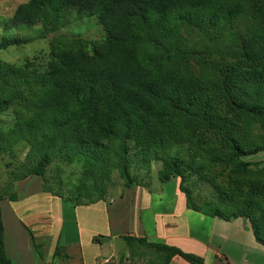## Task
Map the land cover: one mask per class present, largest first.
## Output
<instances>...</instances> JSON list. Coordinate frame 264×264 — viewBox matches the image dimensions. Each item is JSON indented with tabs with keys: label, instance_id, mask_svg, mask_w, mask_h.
Wrapping results in <instances>:
<instances>
[{
	"label": "rangeland",
	"instance_id": "374dc122",
	"mask_svg": "<svg viewBox=\"0 0 264 264\" xmlns=\"http://www.w3.org/2000/svg\"><path fill=\"white\" fill-rule=\"evenodd\" d=\"M29 1L0 0V203L6 226H21L11 219L14 211L26 226L34 223L35 214L26 213V198L17 201L18 184L29 178L42 180L44 191L71 205L110 203L131 189L160 191L175 185L186 199L190 192L193 207L202 212L206 204L225 216L232 214L227 204L235 210L249 206L264 224V162L254 160L264 158V126L234 109L236 102L264 103V79L248 77L264 73V0H239L242 14L224 23L184 19L169 36L142 42L155 65L201 84L204 91L195 104L179 98L168 102L163 136L146 145L121 121L119 136L105 154L78 150L84 163L76 162L67 129L40 124L53 87L47 74L58 52H91L104 43L106 33L96 18L81 20L75 12L53 14L34 27L11 28L16 9ZM230 140L262 145L259 154L238 157L248 164L245 173L233 161ZM44 154L49 165L43 177H34ZM174 161L184 171L183 184L180 178L162 179ZM13 199L17 202H8ZM127 239L116 256L99 264H163L153 250L134 241L138 238ZM35 255H41L40 249Z\"/></svg>",
	"mask_w": 264,
	"mask_h": 264
},
{
	"label": "trees",
	"instance_id": "16d2710c",
	"mask_svg": "<svg viewBox=\"0 0 264 264\" xmlns=\"http://www.w3.org/2000/svg\"><path fill=\"white\" fill-rule=\"evenodd\" d=\"M242 10L239 0L233 4L227 0H30L16 9L9 26L34 27L47 22L53 14L75 12L81 20L96 18L104 29L106 40L100 47L91 52H58L47 74L53 87L45 98L46 112L40 124L51 129H67L71 135L68 146L75 153L76 162L84 163L87 160L78 150L84 148L90 155L105 154L112 140L119 136L121 121H125L142 142L163 136L160 126L166 124L164 115L168 102L179 98L186 104H195L204 91L201 84L176 78L155 65L152 56L141 49L142 42H156L169 36L184 19L205 18L224 23L239 17ZM248 77L252 81L262 80L264 73L254 71ZM234 109L264 126V103L236 102ZM2 111L0 107V114ZM230 145L240 173L246 172L248 164L239 163L238 157L257 155L262 150L261 143L256 142L241 145L230 140ZM66 159L74 158L66 156ZM49 162V155L44 154L34 177H43ZM124 166V177L129 179L127 165ZM166 170L163 181L171 178H180L182 184L186 181L184 171L176 161ZM192 201L191 193L187 192L188 209L206 217L227 222L247 219L256 240L264 246V224L249 206L235 210L233 204H227L232 214L225 216L217 209L212 210L210 204H206L202 212L193 207ZM94 204L97 202H80L72 206ZM134 241L153 250L163 259V264H170L177 257L188 264H205L200 257L178 248L151 244L145 239ZM0 264H13L6 251L1 208Z\"/></svg>",
	"mask_w": 264,
	"mask_h": 264
},
{
	"label": "crops",
	"instance_id": "0c3cea01",
	"mask_svg": "<svg viewBox=\"0 0 264 264\" xmlns=\"http://www.w3.org/2000/svg\"><path fill=\"white\" fill-rule=\"evenodd\" d=\"M137 189L110 203L74 207L45 192L40 179L20 182L17 201L26 198L34 223L26 226L14 211L11 219L21 226H6L1 210L9 258L13 264H99L116 256L129 237L178 248L205 264H264V246L246 219L227 222L190 210L175 185ZM170 264L188 263L177 257Z\"/></svg>",
	"mask_w": 264,
	"mask_h": 264
}]
</instances>
